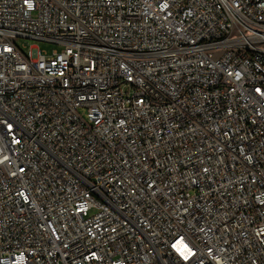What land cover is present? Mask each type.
<instances>
[{"label": "built area", "instance_id": "1", "mask_svg": "<svg viewBox=\"0 0 264 264\" xmlns=\"http://www.w3.org/2000/svg\"><path fill=\"white\" fill-rule=\"evenodd\" d=\"M0 264H264V0H0Z\"/></svg>", "mask_w": 264, "mask_h": 264}, {"label": "rangeland", "instance_id": "2", "mask_svg": "<svg viewBox=\"0 0 264 264\" xmlns=\"http://www.w3.org/2000/svg\"><path fill=\"white\" fill-rule=\"evenodd\" d=\"M17 44L18 45H24L25 49L28 48L29 46H33L36 45L38 46L40 49H45L46 51H50L52 48H59L58 45L53 44V43H46L43 41H39V40H34V39H23V38H19L17 39Z\"/></svg>", "mask_w": 264, "mask_h": 264}]
</instances>
